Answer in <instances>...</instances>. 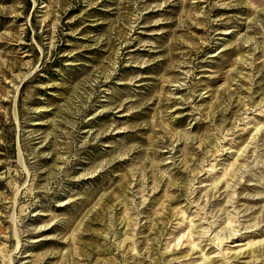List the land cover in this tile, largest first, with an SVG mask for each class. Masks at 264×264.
I'll list each match as a JSON object with an SVG mask.
<instances>
[{"label": "rangeland", "instance_id": "obj_1", "mask_svg": "<svg viewBox=\"0 0 264 264\" xmlns=\"http://www.w3.org/2000/svg\"><path fill=\"white\" fill-rule=\"evenodd\" d=\"M0 264H264V0H0Z\"/></svg>", "mask_w": 264, "mask_h": 264}, {"label": "bare ground", "instance_id": "obj_2", "mask_svg": "<svg viewBox=\"0 0 264 264\" xmlns=\"http://www.w3.org/2000/svg\"><path fill=\"white\" fill-rule=\"evenodd\" d=\"M250 246V245H249ZM255 253H256V257H259L263 254L262 252H260L259 250H255Z\"/></svg>", "mask_w": 264, "mask_h": 264}, {"label": "trees", "instance_id": "obj_3", "mask_svg": "<svg viewBox=\"0 0 264 264\" xmlns=\"http://www.w3.org/2000/svg\"><path fill=\"white\" fill-rule=\"evenodd\" d=\"M28 5H29V2H28Z\"/></svg>", "mask_w": 264, "mask_h": 264}]
</instances>
